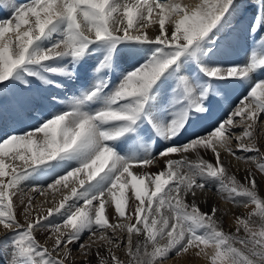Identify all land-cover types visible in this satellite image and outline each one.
Masks as SVG:
<instances>
[{
	"label": "snow or ice",
	"instance_id": "obj_1",
	"mask_svg": "<svg viewBox=\"0 0 264 264\" xmlns=\"http://www.w3.org/2000/svg\"><path fill=\"white\" fill-rule=\"evenodd\" d=\"M0 11L8 264H264V0Z\"/></svg>",
	"mask_w": 264,
	"mask_h": 264
},
{
	"label": "bare ground",
	"instance_id": "obj_2",
	"mask_svg": "<svg viewBox=\"0 0 264 264\" xmlns=\"http://www.w3.org/2000/svg\"><path fill=\"white\" fill-rule=\"evenodd\" d=\"M18 3H23L26 2V0H17ZM185 2H189V3H194V2H198V0H185ZM2 12V15H1ZM7 15L5 12L0 11V16H5ZM248 15L250 16L251 13L249 12ZM233 23L238 24V26L240 28H243L246 24H247V18H241L239 16V14H237L236 19H234ZM249 46V41H245L244 39H240L237 43L233 44L230 46V50L229 52L222 58L225 61H232V62H241L245 59V55H246V48ZM260 54V53H258ZM248 55H250V53H248ZM126 60L129 62H127V64H130L131 61L128 58H124L122 60V63L124 64V61L126 62ZM126 64V66H128ZM80 71L82 72L83 75V83H87V81L89 82L90 77H86V69L83 66ZM88 76V75H87ZM71 85V84H70ZM69 85V86H70ZM78 87V86H76ZM241 92H243V89L238 90L236 93H234L233 98L235 99L236 96H239L241 94ZM5 105H7L9 103V99L5 98L2 101ZM162 167V165H161ZM152 172H155L157 169L155 167H152L150 169ZM32 181H29L25 184V188L31 187ZM38 199H42V198H38ZM221 207L227 208L228 205L223 204V202L221 201ZM232 217L228 216L225 220V228L227 229L228 226L232 223ZM8 234L6 233H2L0 232V264H8L9 259H10V249L7 247L8 245H6L8 242L7 239ZM5 245V246H4ZM5 249H7V251H5ZM172 264H204V262L202 260H195V261H187L184 258H181L179 261H173Z\"/></svg>",
	"mask_w": 264,
	"mask_h": 264
},
{
	"label": "rangeland",
	"instance_id": "obj_3",
	"mask_svg": "<svg viewBox=\"0 0 264 264\" xmlns=\"http://www.w3.org/2000/svg\"><path fill=\"white\" fill-rule=\"evenodd\" d=\"M1 15H2V12H1ZM127 60H126V62L124 61V66L125 67H127L126 66V64H127ZM92 63H93V61H88V63L87 64H85L84 65V67H85V69H86V72H87V74H86V77H90V71H89V69L91 68V65H92ZM129 63V62H128ZM127 65H129V64H127ZM88 75V76H87ZM39 86V85H38ZM76 86H79V85H77L75 82H73V83H71V85L69 86V87H71V88H76ZM41 239H42V237H41ZM9 242V241H8ZM6 245H8L7 247L11 250V248H10V244L9 243H7ZM5 246V245H4ZM5 251H7V249H5Z\"/></svg>",
	"mask_w": 264,
	"mask_h": 264
}]
</instances>
